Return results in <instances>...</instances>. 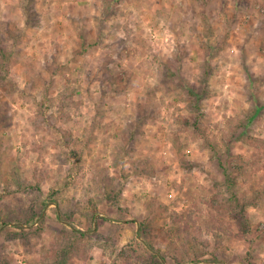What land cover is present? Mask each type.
Listing matches in <instances>:
<instances>
[{
  "label": "rangeland",
  "instance_id": "374dc122",
  "mask_svg": "<svg viewBox=\"0 0 264 264\" xmlns=\"http://www.w3.org/2000/svg\"><path fill=\"white\" fill-rule=\"evenodd\" d=\"M0 22V264H264V0H0Z\"/></svg>",
  "mask_w": 264,
  "mask_h": 264
},
{
  "label": "trees",
  "instance_id": "16d2710c",
  "mask_svg": "<svg viewBox=\"0 0 264 264\" xmlns=\"http://www.w3.org/2000/svg\"><path fill=\"white\" fill-rule=\"evenodd\" d=\"M2 22H0L1 24ZM5 32H2L0 30V39H2L4 36ZM175 75V73L172 71L170 74L171 79L173 80V76ZM206 83H204L205 85ZM194 95H198L199 96V92H196L195 90H190ZM263 106H261L260 104V109H262ZM236 180L235 178L232 181V184H235ZM230 191L232 192L229 199L230 202L232 203L230 205L231 207V214L232 216L235 218V224L237 226V234H241L243 236H246L249 232H250V218L248 213L246 212V209L243 205V203L240 200V197L238 196V194L234 191H232V187L230 188ZM146 226H147V221L142 222V225L140 226V231L142 233H145L146 231ZM231 226H229L230 228ZM233 229V228H232ZM205 250H203L202 254H198V253H194L195 258L193 259V261H198V259H202L203 257L207 260H217V256L215 254V252L210 251L209 248H207L206 246H204ZM150 262H148V264H166V260L164 258H160L159 253L158 252H151L150 253Z\"/></svg>",
  "mask_w": 264,
  "mask_h": 264
}]
</instances>
